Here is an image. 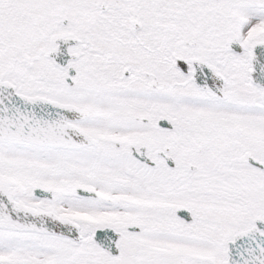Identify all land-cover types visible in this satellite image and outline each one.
Returning <instances> with one entry per match:
<instances>
[{
    "label": "snow or ice",
    "instance_id": "obj_1",
    "mask_svg": "<svg viewBox=\"0 0 264 264\" xmlns=\"http://www.w3.org/2000/svg\"><path fill=\"white\" fill-rule=\"evenodd\" d=\"M0 264H264V0H0Z\"/></svg>",
    "mask_w": 264,
    "mask_h": 264
}]
</instances>
